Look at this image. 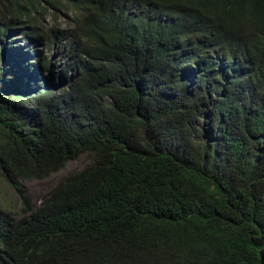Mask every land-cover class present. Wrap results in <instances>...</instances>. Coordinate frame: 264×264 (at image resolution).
I'll list each match as a JSON object with an SVG mask.
<instances>
[{"label": "trees", "instance_id": "1", "mask_svg": "<svg viewBox=\"0 0 264 264\" xmlns=\"http://www.w3.org/2000/svg\"><path fill=\"white\" fill-rule=\"evenodd\" d=\"M24 26L59 83L5 55ZM0 46V264H264V0H0Z\"/></svg>", "mask_w": 264, "mask_h": 264}, {"label": "rangeland", "instance_id": "2", "mask_svg": "<svg viewBox=\"0 0 264 264\" xmlns=\"http://www.w3.org/2000/svg\"><path fill=\"white\" fill-rule=\"evenodd\" d=\"M41 19L43 18V24L45 26H57L59 25L61 29H64L70 26L67 22L70 20L72 22V18L65 16L62 11L56 16L49 14L44 16H39ZM62 34V33H61ZM45 38H48V34L44 35ZM15 46H24V39L21 38V33H17L13 35L10 39ZM22 48V47H21ZM13 48H10L12 52ZM10 52V54H11ZM50 55L52 53H49ZM60 54H57V57L54 61V66L57 65L60 61ZM12 72V71H11ZM16 78L19 76L16 74ZM59 79V76H56ZM46 80V76L44 75L42 81ZM29 103V102H28ZM92 162V156L88 153L81 155L79 158L69 161L67 166L48 177L42 179H28L24 181L25 188L28 192L29 197L31 198L33 207H38L42 200L52 191L55 186L67 175L76 172L85 168ZM0 207L6 210H11L15 213L17 218H21L24 215L23 211V202L22 198L17 191V189L8 181L4 176L0 175Z\"/></svg>", "mask_w": 264, "mask_h": 264}, {"label": "clouds", "instance_id": "3", "mask_svg": "<svg viewBox=\"0 0 264 264\" xmlns=\"http://www.w3.org/2000/svg\"><path fill=\"white\" fill-rule=\"evenodd\" d=\"M70 18H72V17L70 16ZM173 20H174V23L179 22V20L176 19V18H174ZM72 22L73 23H71V21L69 20L67 23L70 26H68V27H66L64 29H61L60 26L57 25L56 28L61 29V32H58V33L61 35V33L64 34V32L66 30H70V29L76 28L77 27V23H76L75 20H73V18H72ZM49 27H54V26H47V28H49ZM32 32L33 31L31 30L30 27L24 26L23 28L18 29L13 34H10L9 35V39L6 41L5 55H9L11 57L12 54L14 56L18 55V54H21L22 60L28 61L31 64H35V65H38V62L50 60L51 63L53 64L52 67H48V68L40 71V73L36 77L40 81H42V78L45 75L46 76V80L48 79V82L52 81L51 77H55L57 83H59V79L56 78V76H59V78H60V75H61L60 74V67H61V64H62L61 55L59 56V59H60L59 63L57 65H55V66H54V61H55V59L57 57V54L58 53L60 54V52L56 51V45L55 44L53 45V49H50L49 45H47L46 43L43 44V45H38V44L31 45V43L28 40V36L27 35L31 34ZM17 33H21V38L24 39V43L26 45H24V46H15L14 43H13L15 41H12V42L10 41V39L13 37V35H16ZM45 34H47V33H42V36L44 37L43 39H47L49 42L53 43V33L48 34V38H45V36H44ZM37 37H39V36H37ZM11 47L13 48L12 52L10 51ZM2 49H3V47L0 46V52L2 51ZM10 52H11V54H10ZM49 53H52V54L50 55ZM223 58L224 57H220L219 56V60L221 61L222 66H224V62H225V61H223ZM207 65H208V61H205L204 66H202V68L200 70L205 69V67H207ZM22 67H24V66H22ZM187 67L188 66H185V68H182L186 73L189 74V73H193L194 72L192 70H188ZM52 70H56V71H58V73L56 75H54L52 73ZM10 76H11V80H9L7 83L11 87V86L15 85V83L17 82V80H19V78L17 79L16 75H14V76L10 75ZM9 211H11V210H9Z\"/></svg>", "mask_w": 264, "mask_h": 264}, {"label": "bare ground", "instance_id": "4", "mask_svg": "<svg viewBox=\"0 0 264 264\" xmlns=\"http://www.w3.org/2000/svg\"><path fill=\"white\" fill-rule=\"evenodd\" d=\"M60 43V42H59ZM64 45V44H63Z\"/></svg>", "mask_w": 264, "mask_h": 264}]
</instances>
